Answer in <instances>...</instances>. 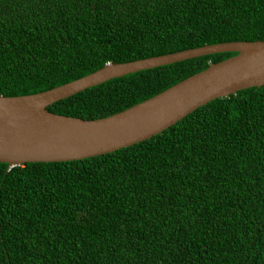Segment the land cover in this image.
<instances>
[{"label": "trees", "instance_id": "trees-1", "mask_svg": "<svg viewBox=\"0 0 264 264\" xmlns=\"http://www.w3.org/2000/svg\"><path fill=\"white\" fill-rule=\"evenodd\" d=\"M264 41V0H0V95L125 63ZM138 71L47 107L93 120L222 61ZM0 264H264V85L197 108L132 146L0 163Z\"/></svg>", "mask_w": 264, "mask_h": 264}, {"label": "water", "instance_id": "water-1", "mask_svg": "<svg viewBox=\"0 0 264 264\" xmlns=\"http://www.w3.org/2000/svg\"><path fill=\"white\" fill-rule=\"evenodd\" d=\"M222 61L121 112L93 120L51 113L47 107L90 87L138 71L215 53ZM264 85V41L224 42L125 63H107L83 77L36 94L0 95V163L82 160L145 141L197 108Z\"/></svg>", "mask_w": 264, "mask_h": 264}]
</instances>
